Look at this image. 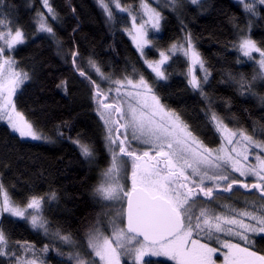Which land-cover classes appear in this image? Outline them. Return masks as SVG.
<instances>
[{"label": "snow or ice", "instance_id": "obj_1", "mask_svg": "<svg viewBox=\"0 0 264 264\" xmlns=\"http://www.w3.org/2000/svg\"><path fill=\"white\" fill-rule=\"evenodd\" d=\"M187 2L205 6V0ZM96 3L110 29L127 16L129 26L120 31L130 37L147 76L135 65L130 73L127 68L106 72L94 51H81L79 12L71 0L67 7L76 24L67 42L58 31L65 20L53 0H39V8L31 0V33L17 6L0 0V122L20 143L70 144L96 173L90 196L99 208L79 228L61 225L50 217L60 205L58 191L50 186L41 194L28 182L17 199L16 185L6 182L11 163L5 154L0 159V264H264V116L253 119L249 129L232 113L231 98L221 100L224 114L217 111L216 98L206 91L214 79L212 66L199 37L181 19L184 0ZM240 5L242 22L227 17L240 70H223L219 83L233 88L236 97L255 99L264 111V36L253 38L256 23L264 22V0H240ZM162 9L182 27L181 36L166 45L156 39L169 23ZM38 38L54 45L55 55L85 85L99 141L88 132L72 135L68 120L55 125L50 136L36 113L24 108L37 72L35 63L29 71L16 57L21 46ZM153 51L157 58L150 59ZM177 64L184 66L179 76L185 88L204 105L203 126L169 103L165 90L175 73L168 69ZM249 66L250 75L242 70ZM56 87L69 94V78ZM14 225L25 226L40 242L15 239Z\"/></svg>", "mask_w": 264, "mask_h": 264}, {"label": "trees", "instance_id": "obj_2", "mask_svg": "<svg viewBox=\"0 0 264 264\" xmlns=\"http://www.w3.org/2000/svg\"><path fill=\"white\" fill-rule=\"evenodd\" d=\"M17 6V15L20 22L26 27V31H33L30 23L34 12L28 7L31 0H9ZM54 5L61 12L65 20L64 30H59L61 37L67 42L70 39L72 27L76 20L68 10L69 0H53ZM122 3L138 4L139 0H121ZM78 8L80 31L76 34V41L81 51H94L96 58L100 60L106 72L119 73L127 68L131 72V66L145 71L144 66L138 60V54L121 28L129 26L127 16L118 17L120 23L116 28L110 29L105 23L104 16L98 7L96 0H71ZM35 7L39 8V0H35ZM163 10V9H162ZM169 23L164 31L156 36L160 44L166 45L178 39L182 34L181 20L163 10ZM237 16L243 21V10L237 0H205L203 9L191 5L184 0L183 23L199 37L200 50L205 59L212 66L214 79L211 87L206 91L216 98L217 111L223 113L221 100L231 98L233 102L232 113L241 121L243 126L251 129L252 120H259L264 116V111L255 99H244L234 95V89L221 85L222 71L237 69L235 60L237 52L232 47L236 40L232 26L228 23V16ZM264 36V22H257L253 28V38L259 40ZM227 45V51H223ZM70 46V45H69ZM23 62V66L31 71L35 63L36 79L27 88L23 97L24 108L33 110L42 120L41 127L45 133L52 136L54 126L62 120L71 121L76 132H88L99 141L100 127L89 107L87 89L83 83L72 74L69 68L55 55V46L47 39L30 40L26 46H21L16 57ZM35 58V60H34ZM150 59L157 58L155 52L149 54ZM182 64L173 65L169 72L175 73L170 87L165 91L169 94V103L173 107L187 110V114L197 124L203 126L204 120L200 109L204 105L200 98L189 92L179 72L183 70ZM249 75L252 68L242 69ZM67 77L70 82V92L65 94L56 85L61 78ZM95 78V77H94ZM107 87V85H105ZM243 109H247L249 116ZM53 138H55L53 136ZM209 140H213L210 134ZM10 145L6 147L5 145ZM5 154L10 155L11 168L5 173L6 182L15 184L17 199L22 198L18 193L27 191L29 183L41 194L52 189L57 190L61 196L59 207H53L50 217L61 225L70 226L73 229L87 223L93 214L99 210L94 206L90 196L91 185L97 182L96 173L84 165L76 150L68 143L46 144L41 142L20 143L8 135V129L4 123H0V159ZM106 166L101 161V167ZM243 206V204H240ZM15 239H28L40 242V237L34 235L23 225H14ZM48 243V241H43ZM52 264H56L52 260Z\"/></svg>", "mask_w": 264, "mask_h": 264}, {"label": "rangeland", "instance_id": "obj_3", "mask_svg": "<svg viewBox=\"0 0 264 264\" xmlns=\"http://www.w3.org/2000/svg\"><path fill=\"white\" fill-rule=\"evenodd\" d=\"M237 1H239L240 2V0H237ZM126 34V33H125ZM127 35V34H126ZM128 37V36H127ZM129 39H130V37H128ZM130 41H131V39H130ZM134 46V45H133ZM0 123H4V122H0ZM239 206H241L242 207V205H239ZM156 259H166V258H156Z\"/></svg>", "mask_w": 264, "mask_h": 264}]
</instances>
